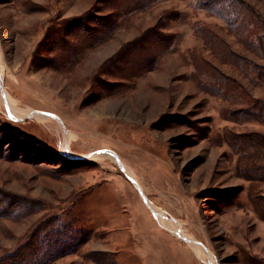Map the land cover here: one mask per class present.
<instances>
[{
  "label": "rangeland",
  "instance_id": "1",
  "mask_svg": "<svg viewBox=\"0 0 264 264\" xmlns=\"http://www.w3.org/2000/svg\"><path fill=\"white\" fill-rule=\"evenodd\" d=\"M104 2L0 0V259L64 226L49 264H264V56L194 0Z\"/></svg>",
  "mask_w": 264,
  "mask_h": 264
},
{
  "label": "trees",
  "instance_id": "2",
  "mask_svg": "<svg viewBox=\"0 0 264 264\" xmlns=\"http://www.w3.org/2000/svg\"><path fill=\"white\" fill-rule=\"evenodd\" d=\"M103 3L105 7L109 8L111 11V23L106 25L104 23V27L111 26L115 23L120 17H123L134 10L146 8L147 6H152L160 0H104ZM197 9L205 10L210 15L218 18L221 22L227 27L229 32H235L238 41L247 49V50H255L261 55L264 56V21L262 14L251 4L244 2L243 0H194ZM264 2V0H262ZM166 16L172 17V12H168ZM106 18V17H105ZM162 21L156 24L155 29H149L144 32L142 37L137 41L132 42L134 45L138 43V45L142 44L138 49L134 51V57H142L146 55L147 52H150V46L152 48L159 49L156 51L154 55H152L151 60L163 49L166 48V42H168V35L163 34L162 32ZM106 25V26H105ZM102 26V27H103ZM200 36L204 39V42L207 46H213L216 48L217 46H222L227 49V45L223 41V39H219L217 33L214 29L209 27H202L197 29ZM149 32L152 34L149 36ZM91 35H88L90 38L94 36H101V32L98 30L92 29L90 32ZM216 43V44H215ZM132 45V44H130ZM230 47V46H229ZM228 50V49H227ZM219 59L223 60V57L230 56L236 57L233 52H226V54L217 55ZM229 57V58H230ZM142 62V60H141ZM196 66H198L199 71L201 73L211 79H214L216 75H220L222 78L223 74H220L215 67H211L208 63L205 62H197L196 59L193 60ZM239 69L247 70L250 66L249 61L245 58H238L237 60H232ZM139 66L143 67L141 63H138ZM145 66V65H144ZM203 70H202V68ZM210 67V68H209ZM151 69V68H149ZM258 79L264 82V68H259ZM220 79V80H222ZM218 83L220 86L222 83ZM231 82H234L231 80ZM234 84V83H233ZM2 202V201H0ZM2 204V203H0ZM25 208V207H22ZM1 212V211H0ZM71 231L67 227H59L54 229L53 231H49L45 234H42L43 241H46L49 237L53 236V242L48 243L47 249L43 252L39 251L40 242L39 240H33L32 242H28L24 244V247L21 245L16 248L13 252L8 255L3 256L0 259V264H49L50 262V254L52 250H55L59 247L61 250L69 251L74 244L77 242V238L73 233L69 234ZM51 233V234H50ZM49 236V237H48ZM56 243H62L56 244ZM28 250V252L26 251ZM58 250V249H57Z\"/></svg>",
  "mask_w": 264,
  "mask_h": 264
},
{
  "label": "bare ground",
  "instance_id": "3",
  "mask_svg": "<svg viewBox=\"0 0 264 264\" xmlns=\"http://www.w3.org/2000/svg\"><path fill=\"white\" fill-rule=\"evenodd\" d=\"M18 116V115H17ZM152 207V209H154V207L152 205H150ZM177 229V228H176Z\"/></svg>",
  "mask_w": 264,
  "mask_h": 264
}]
</instances>
